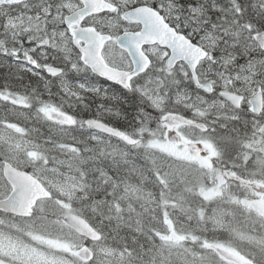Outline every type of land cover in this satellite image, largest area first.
<instances>
[{"label": "rangeland", "instance_id": "374dc122", "mask_svg": "<svg viewBox=\"0 0 264 264\" xmlns=\"http://www.w3.org/2000/svg\"><path fill=\"white\" fill-rule=\"evenodd\" d=\"M48 1L51 0H0V69L3 72H7L4 61L8 54L2 55L5 49L13 48L18 53V49L20 51L22 49V40L30 43L49 36L54 40V48L39 51L38 58L46 60L51 58L56 63L69 64L70 68L79 73L76 62L78 53L69 41L72 40L70 33L63 27L64 14L78 7L79 2L66 1L63 3L65 9L59 6L58 9L54 10L50 4L45 6ZM112 1L120 7L118 12L114 14L119 18L122 9H127L140 0ZM166 1L168 2L162 6L167 10L168 16L176 20L175 26L179 30H185L189 37L210 52L209 58L201 63L198 69L202 80L210 81L221 88L234 90L247 98L260 89L264 91V49L260 48L253 37V32L256 33L264 28V0H205L204 5L190 6V10L186 8L184 11L183 4H180L179 0ZM190 22H194L195 25ZM32 50L33 47L28 46L26 53H31ZM155 55L157 57L156 63H159L166 53L160 50ZM117 63L124 64L127 61L124 56H120ZM22 68L28 69L25 65H22ZM70 72L71 70L66 71L58 80L45 84L44 87L47 90L42 94L46 98L49 96L57 99L65 111L73 105L71 101L77 103L78 100L85 99L89 90L83 82L71 81ZM178 74L181 76V87L173 85L167 90L163 89L166 83L163 76L155 74L148 79L146 87H139V92L159 111L167 112L177 110L180 107L195 110L206 117V123L211 132H215L216 127L227 128V134L242 130L243 133L237 136L238 140L236 139V141L225 134L222 139L227 137L235 143L239 142L240 145L246 146L249 151L257 149L264 152V118L251 117L247 111L235 109L230 103L218 96H208L198 89L188 86L191 82V76L186 66H181ZM34 81L36 84L38 83L37 78H34ZM54 85H57L58 88L57 92L52 95ZM6 96L12 107H6L2 104L3 97L0 96V117L16 118L17 124L15 127L9 125L2 128L0 126V198L5 197L10 190V186L2 176L3 162L9 160L18 168L30 167L29 169L55 193L53 200L41 201L42 206L38 208L40 211L51 210L60 218L67 211L76 209L75 206L80 208L78 204L73 202L83 199L80 192L85 189V183L71 171L73 165L76 164H85V171L88 173H98L99 180L109 176L108 173L110 172L111 174L116 173L120 181L123 180V176L129 181H135V188H125V190L128 195L136 199L133 194L136 192V188L138 193L143 184L139 181L137 173L132 177L136 169L129 160V156L138 151L139 147L133 149L119 146L120 149L110 159L88 154L87 152L97 150L103 153L105 146L109 145L114 149V142H110L109 139L93 132H87L81 127L76 129L80 135H78L79 139H76L72 136L74 132L72 134L66 132L64 127L66 119H59L55 116V113L63 114L64 111L48 104L33 105L35 110L41 114H32L26 110L13 108L17 104H22V100L27 97V92L24 90L15 95L16 100H13L10 94ZM17 100L21 101L18 102ZM81 102L78 101V103ZM51 110H54L55 113ZM97 113L102 118L119 119L118 114L101 104L98 105ZM17 116L24 118L23 121L20 122ZM28 118L33 119L35 126L26 130L19 128V125ZM144 118L147 116L143 113L132 116L134 125H131L128 131L138 137H142L144 130L151 131L148 127L143 130L136 127L144 123L146 120ZM0 121L2 122V118ZM175 131L187 136H196L199 139L205 136L198 129L180 128ZM26 133H33L36 136L38 133L46 135L38 136L39 140H34L28 137ZM216 134L217 138L221 139L219 137L220 132H216ZM150 147L154 149L155 154H152L150 150H147L146 154L165 182L188 179L193 182L196 179L197 171L190 168L192 160L187 159L183 164L178 156L174 158L170 155L165 156V152L172 153L173 151L172 148L168 149L164 142L162 144V142L151 141ZM188 152V154L195 153L194 149ZM167 157L173 159L169 164H166ZM40 160H43L45 164L49 160L51 164L38 167L37 161ZM104 161L108 162L109 168L104 169L98 164ZM195 164L202 166L204 162L198 158L195 160ZM98 169L100 171H97ZM101 183L104 185L102 180ZM105 184L109 190L118 185L115 181L105 182ZM141 198V205L142 202H148L144 193L141 194ZM108 206H111V202H106V206L97 204L95 207L89 208L88 213L101 214L102 208ZM255 206L264 209V199ZM115 209L117 210V207ZM78 210L84 212V209ZM30 218H27L23 224L31 228L37 235L36 242L43 246L44 251L38 247L34 249L25 244V241L29 242L27 239H34V236L23 235L19 238L16 236V234L19 235L16 232L0 231V264H75L76 261L69 258L65 252L73 255V249L77 248L80 237L68 226L58 225L55 222H42L40 218L37 220ZM116 218L120 221H127L122 216ZM166 219L170 220L169 217ZM198 219L203 220V216L198 217ZM208 222L213 228L215 227L213 221L209 219ZM188 224L182 222V231L186 229ZM12 225L20 227L17 222ZM166 225L168 226L162 228L163 232L172 233L168 231V229H172L171 222ZM227 243H232V240ZM44 245H50L51 248ZM211 247L212 249L216 248ZM169 248L159 246L156 253L153 254V258L156 259V256H160L162 258L160 264H242L245 259L237 249L225 247L216 249L218 255L214 260L206 261H197L191 254L169 250ZM161 252L162 254L158 255ZM96 253L98 262L101 264H138L131 261L122 250H110L108 247L99 246Z\"/></svg>", "mask_w": 264, "mask_h": 264}, {"label": "trees", "instance_id": "16d2710c", "mask_svg": "<svg viewBox=\"0 0 264 264\" xmlns=\"http://www.w3.org/2000/svg\"><path fill=\"white\" fill-rule=\"evenodd\" d=\"M5 69L7 72L0 69V88L11 91L24 88L28 96L37 93L38 85L28 73H18L12 66ZM94 100L84 102L88 109L79 110L80 115L91 113V116H95V103L98 100L99 104H106L110 109L122 112L123 119L115 123L119 127L124 126L126 117L146 111L140 96L131 99L120 88L114 89L111 94L104 92L96 95ZM219 132L221 139H211L213 154L209 156L205 167L198 171L197 183L176 184V188H173L168 186L157 171L147 168L149 172L142 177V184L149 197V207L145 205L146 211L143 213L138 210L137 203L132 205L137 208L140 218L132 219L126 226H122L121 221L113 220L108 215L101 216L96 213L88 216L89 208L84 211L85 217L101 231L111 230L113 233L104 234L105 238L116 239L121 249L134 262L160 264L162 258L156 256L155 259L153 254L159 246H165L170 247L169 250L191 254L197 261L214 260L218 255L216 249L220 247L237 249L245 258L264 264V210L255 206L264 195V154L256 150L249 151L246 146L235 143L237 136L243 133L242 130L229 134L223 130ZM224 134L235 141L227 137L222 139ZM210 151L209 148L204 150V153L208 156ZM135 159L140 164H147L141 154H136ZM76 169L87 180L89 176H96L86 172L85 166ZM132 183L133 181H130L124 185L130 187ZM122 187L118 184L116 188L109 190L106 185L102 186L101 182L89 180V198L76 203L83 208L85 204L91 206L92 203H100L104 196L118 201L117 193L120 192L126 198V203L133 204L132 198L122 191ZM103 189L105 192L101 191ZM182 191L185 192V203L172 198L173 195H181ZM103 193V198L99 200ZM147 210L152 211V219L146 216ZM0 216L13 218L5 214ZM201 216L203 220L198 219ZM209 219L214 222L216 228L208 224ZM183 221L189 223L184 231L181 230ZM170 222L172 229L168 231L172 233L163 232V225L168 226L166 224ZM229 240H232V243H227ZM211 246L216 248L212 249ZM160 254L162 252L158 255Z\"/></svg>", "mask_w": 264, "mask_h": 264}, {"label": "water", "instance_id": "95a60500", "mask_svg": "<svg viewBox=\"0 0 264 264\" xmlns=\"http://www.w3.org/2000/svg\"><path fill=\"white\" fill-rule=\"evenodd\" d=\"M86 4V7L80 11H77L66 17V21L69 25L71 24H80L84 17L91 13L100 12L106 10L103 0H83ZM158 12L149 9L146 6L138 7L136 9L130 10L126 13L125 18L128 21L136 22L141 21L145 26L153 19L156 18ZM158 17V16H157ZM149 28V27H147ZM148 30V29H147ZM83 29H78L75 32V40H101L96 35L92 33L83 32ZM147 32V31H146ZM145 29L143 34L146 33ZM164 38H159V40H144L150 43L159 42L162 46L169 47L172 51V55L168 60V67H173L177 61L184 60L189 65L194 74L195 80L197 81L195 69L201 59L207 56V52L202 48L194 45L186 36L182 33H177L174 28H170L168 25L163 33ZM104 38L103 40H106ZM257 40L260 42L261 46H264V31L259 33ZM98 46L96 49L93 58H90L88 53L93 50V46H90L86 52V57L83 56V60L86 63H90L93 66V69L98 72L100 75L114 81L127 85L131 77L138 74L142 70H134L131 73L124 71L116 70L107 66L104 60L101 58V43L97 42ZM132 54L134 51L130 50ZM96 57V59H95ZM92 59V60H91ZM96 60V61H95ZM59 71H51L50 73H58ZM201 87L208 91H213V86L208 83L201 85ZM221 94L226 96L235 106L240 107L242 105L243 97L237 95L231 91H220ZM251 103L256 113H261L263 110V97L262 93L259 92L256 96L251 98ZM168 121L172 124L179 123H191L185 117L179 116L177 114H170L168 116ZM88 124L93 125L94 127L104 131L106 133L119 136L126 140L128 143H136V139L125 135L120 130L110 127L109 125L103 123L99 120H88ZM201 127H205L204 124H198ZM5 176L10 181L13 186V190L10 193L9 197L0 201V209L6 212L14 213L17 215H29L32 212L33 206L36 204L37 200L40 198L50 197V192L47 191L44 186L30 173L26 171H20L6 163L4 168ZM68 223L77 230L80 234L90 238L98 239L99 234L94 230L93 227L83 218L75 215L69 214L66 216ZM87 257L90 256V253H86ZM245 264H256L252 261H247Z\"/></svg>", "mask_w": 264, "mask_h": 264}, {"label": "flooded vegetation", "instance_id": "af4514ba", "mask_svg": "<svg viewBox=\"0 0 264 264\" xmlns=\"http://www.w3.org/2000/svg\"><path fill=\"white\" fill-rule=\"evenodd\" d=\"M162 3L163 2L160 0H154V2H151V4H149V5L154 7V8H157L158 10H160L163 13V12H165V8L161 5ZM107 14L108 13L101 14L100 16H92L89 19H96L93 21V23L96 25V27H98L99 29H102L103 32L110 33L112 35L113 40H112V43H110V44L116 45V38L124 32L138 33L142 29V25L139 23L131 24V23H127L126 21L121 20V19H120L119 23H114L112 25H103V23L99 22L97 19H98V17H101V16H104V17L107 16ZM158 47L159 46H157V45L144 46L143 49L148 54L153 56V49L158 48ZM117 48H115V54H118L122 51L121 49H119V48L117 49ZM152 64H154L153 59H152Z\"/></svg>", "mask_w": 264, "mask_h": 264}, {"label": "bare ground", "instance_id": "6f19581e", "mask_svg": "<svg viewBox=\"0 0 264 264\" xmlns=\"http://www.w3.org/2000/svg\"><path fill=\"white\" fill-rule=\"evenodd\" d=\"M188 9L190 10L191 9V7H188ZM24 243V242H23ZM26 244V243H25ZM29 245V244H28ZM30 247H32V248H34V249H37V246H35V245H33V244H30L29 245ZM39 250V249H38Z\"/></svg>", "mask_w": 264, "mask_h": 264}]
</instances>
